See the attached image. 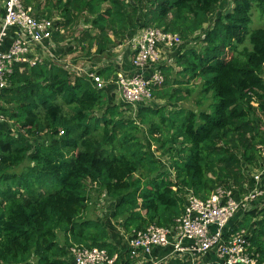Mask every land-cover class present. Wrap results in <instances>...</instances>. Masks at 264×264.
Here are the masks:
<instances>
[{
    "label": "trees",
    "instance_id": "obj_1",
    "mask_svg": "<svg viewBox=\"0 0 264 264\" xmlns=\"http://www.w3.org/2000/svg\"><path fill=\"white\" fill-rule=\"evenodd\" d=\"M22 2L40 17L63 19L56 43L70 38L96 64L144 27L177 34L182 45L172 65L155 67L164 82L152 96L169 103L162 106L115 103L107 84L99 90L52 60L14 64L0 91V264H74L75 245L113 255L120 228L130 236L151 224L170 227L187 195L206 200L218 187L236 195L253 188L249 174L264 156V28L249 25L254 13L264 16V0H233L224 14L221 0ZM113 69L99 74L115 81ZM194 82L196 109L175 106ZM93 195L95 205H112L110 216L87 215ZM230 225L248 233L264 260V205Z\"/></svg>",
    "mask_w": 264,
    "mask_h": 264
},
{
    "label": "built area",
    "instance_id": "obj_2",
    "mask_svg": "<svg viewBox=\"0 0 264 264\" xmlns=\"http://www.w3.org/2000/svg\"><path fill=\"white\" fill-rule=\"evenodd\" d=\"M2 5L0 91L8 87L14 64L34 66L43 59L61 64L69 74L85 77L99 90L105 87L107 82L97 73V67L91 70L87 62H62L55 54L58 45L54 36L65 34L61 24L63 19L58 15L40 17L22 0H2ZM80 26L85 28L87 25ZM11 31L10 44L2 49ZM67 41L70 39L64 42L67 44ZM125 41L121 45L127 48H117L129 52L132 70L122 67L123 58L116 56L120 54L118 51L113 52L115 57L102 58L99 64L114 66L118 100L134 108L138 104H149L153 99V88L164 82L163 74L155 67L163 63L172 65L171 54L180 48L182 41L177 34L153 27L139 29ZM151 68L152 73L144 75L145 70ZM249 177L254 181L253 188L246 189L244 185L245 191L238 195L235 190L222 187H218L206 200L187 195L183 213L170 227L151 224L145 229L134 230L128 237L129 258H146L155 247H170L181 258L179 264H264L260 254L252 248L248 233L245 230L233 232L230 227L241 210L255 208V205L259 208L264 203V168L253 169ZM210 252H213L214 259H204ZM69 254L74 264H117L118 259L116 254L110 255L105 249L96 247L75 245L70 247Z\"/></svg>",
    "mask_w": 264,
    "mask_h": 264
},
{
    "label": "crops",
    "instance_id": "obj_3",
    "mask_svg": "<svg viewBox=\"0 0 264 264\" xmlns=\"http://www.w3.org/2000/svg\"><path fill=\"white\" fill-rule=\"evenodd\" d=\"M42 4H44V3H42ZM2 16H3V5H2V0H0V19L2 18ZM54 16L55 15H53V17ZM12 34H13V31H11L10 36L4 40V42H3L4 45H3L2 49H6L7 46L10 44V37L12 36ZM70 41H71V39H70ZM67 42H69V41H67ZM60 43H63V44L60 45ZM64 43H65L64 41L59 42L57 44L58 45L57 50H55V54L60 58V60L62 62L63 61H70L71 63L87 62V65L90 67L91 70H96L95 67L98 68L97 69L98 74L100 73L101 70L103 71L105 69L106 66H100L99 63L96 64L95 62L93 63L90 60V58H91L90 56L85 57V58H83V57L80 58L77 55L69 56L72 53L79 52V51L81 52V48L79 46H77V47H75L76 50L73 51L72 49H75V48H71L70 43H67V44L66 43L64 44ZM121 44L116 45L113 49H111L110 53L112 55L109 58L115 57V55H113L114 54L113 52L118 51L120 54H117L116 56H118V55L122 56V58H123V66L122 67L125 68L126 70H132V68L130 66L129 57H128L129 52L126 49L123 50V48H122L121 50H119L117 48L118 46L122 47L123 45H121ZM94 50H95V48L92 47L91 55H93ZM122 67L120 66V69ZM113 70H115V69H113ZM152 71H153L152 68L147 69V70H145L144 75L149 76L148 74L152 73ZM99 75H101V74H99ZM101 77L103 78V76H101ZM103 80L105 82H107V88H110V92H112V93L114 92L115 94H117V92H118L117 86H116L115 82L112 80V78L106 79V80L103 78ZM119 231L120 232H118V235H117L118 241H116L117 243H115L119 248L118 253H115L118 257L117 264H179L180 263L181 258L179 256H177L176 254H174L170 247H155L152 249L151 253L146 258H138L136 260L130 259L129 255H128V251H127L129 234L124 233L121 228ZM124 251H127L126 254L124 253ZM204 259H209V260L214 259L213 252H210L207 255V257Z\"/></svg>",
    "mask_w": 264,
    "mask_h": 264
},
{
    "label": "rangeland",
    "instance_id": "obj_4",
    "mask_svg": "<svg viewBox=\"0 0 264 264\" xmlns=\"http://www.w3.org/2000/svg\"><path fill=\"white\" fill-rule=\"evenodd\" d=\"M221 1H222V7L221 8L219 7V10H220V12L222 14L227 13L228 11H231L232 10V8H233V0H221ZM42 6H43V4H41V7ZM141 8H142V6H141ZM252 21H253V22H251L252 24L250 23L251 25H249L250 28H258V27L259 28H261V27L264 28V16H259L258 13H254V15L252 17ZM203 27L204 28H207V25H204ZM76 28L78 30H81L82 29V26H78ZM73 32H74V30L71 31V34ZM71 36H72L71 38L74 37V35H71ZM203 36H204V33H201L200 37L202 38ZM70 46H71V48H75L74 47L73 40L70 41ZM83 46L86 48V46H87V40L84 41ZM123 48H127V47L124 45ZM72 50L75 51L76 48L75 49H72ZM86 50H87V48H86ZM72 55H77L80 58L81 57L85 58V57H89L90 56V55L86 54L84 51L75 52V53L70 54L69 56H72ZM23 68L24 67H21V70H23ZM176 70H177V68L176 69L174 68V72H176ZM189 88H193L194 89L193 93L189 97H187V99H185L184 101L176 104L175 106H182L184 108H191V109L193 108V109H196L194 102H195V99L196 98H199V95L197 94V91H196V90H198L197 89L196 82L191 83L189 85ZM181 94L185 96L186 95L185 90H182ZM118 98H119V95L117 93L116 94V97H115V100H116L115 103H119L120 104V101L118 100ZM165 103H167L166 100L152 99L149 104L150 105H154V106H162V104H165ZM167 104H169V103H167ZM167 106H169V105H167ZM126 107H129V106H126ZM169 107H174V106H169ZM126 109H127V111L124 114V116H132L133 113L135 112L134 109H131V110L128 109V108H126ZM7 126H8V128H10V130H12V132L14 134L17 132L15 126H11L9 123L7 124ZM262 128L263 129H261V130H264V125L262 126ZM143 138H145V135H143ZM143 142L146 143V140H144ZM149 149H150V152L152 153V155L156 158V160H158L164 166L168 167L169 159H168V155L167 154H164L162 151L158 150V146L156 144H152L151 143L150 146H149ZM263 160H264V156H261V158H259V160H258V164H260V163H262V164L260 166H257L256 165L253 168L256 169V170H262L264 168V162H263ZM20 170H21V168L20 169H17L14 172H20ZM171 178H173V176ZM95 196L96 195H93V199H94ZM91 202H92V204H91V206H89L90 209H89V213L87 214L88 216L102 219L103 211H104V213L106 211L109 212V216H110L112 205L105 204L104 203V200L98 201V203H97L98 205H95L96 204V200L95 199L92 200ZM263 205H264V203H262L261 205H259V207L261 208V206H263ZM247 211L248 210H244V209L241 210L239 212V217L238 218H241V216L245 212H247ZM255 220L258 221L259 219L257 218ZM261 220L262 219H260V221ZM113 227L115 228V226H113ZM118 230H119V228H117V232H118ZM58 240H59V243H63V241H64L63 235L61 233H58Z\"/></svg>",
    "mask_w": 264,
    "mask_h": 264
}]
</instances>
